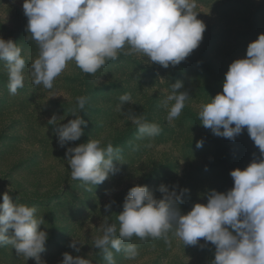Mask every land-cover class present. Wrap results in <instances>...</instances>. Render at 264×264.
I'll use <instances>...</instances> for the list:
<instances>
[{
	"label": "rangeland",
	"instance_id": "1",
	"mask_svg": "<svg viewBox=\"0 0 264 264\" xmlns=\"http://www.w3.org/2000/svg\"><path fill=\"white\" fill-rule=\"evenodd\" d=\"M23 0H0V37L11 38L22 49L25 59L24 86L15 95L8 90L5 64L0 61V194L5 192L13 202L37 209V217L45 220L40 230L48 239L40 258L46 264H60L62 253L106 264L93 240L100 235L99 226L105 216L116 222L122 211L127 191L145 185L159 199L158 186L165 184L188 189L179 205L187 213L193 204L207 202L209 190L226 192L233 187L230 171L243 170L259 149L246 128L234 140L215 136L202 126L197 114L202 103L222 92L228 66L245 58L247 45L264 34V0H198L197 19L206 30L199 46L180 64L163 68L147 58L120 55L108 61L95 75L83 73L75 62L54 81L52 90L34 86L28 69L38 55L34 41L26 40L27 17ZM204 50V53H200ZM177 80L183 82L191 99L181 115L168 122L167 109L161 101ZM131 94L134 104L126 102L122 112L146 116L160 125L154 138H138L135 124L126 113L117 111L119 97ZM57 97H51V96ZM85 96V108L79 113L87 123L78 141L64 147L57 142L59 124L72 119L69 110L75 98ZM56 114L66 116L58 125L48 124ZM68 115V116H67ZM90 138L109 141L121 149V161H113L119 170L103 183L86 191L82 182L73 180L65 158L68 147L86 143ZM202 140L201 147L196 142ZM114 201V203H113ZM2 203V195H0ZM111 204L109 212L104 206ZM11 231V230H9ZM78 240L80 252L68 245ZM139 256L128 260L124 253H114L116 264H210L214 245L203 239L199 246H184L176 238L168 247L163 240L133 237ZM0 264H35L25 261L10 245L0 247Z\"/></svg>",
	"mask_w": 264,
	"mask_h": 264
},
{
	"label": "clouds",
	"instance_id": "2",
	"mask_svg": "<svg viewBox=\"0 0 264 264\" xmlns=\"http://www.w3.org/2000/svg\"><path fill=\"white\" fill-rule=\"evenodd\" d=\"M27 17L26 40L34 41L38 55L28 69L34 86L52 90L54 81L66 70L70 61L83 73L95 75L108 61L120 55H138L163 68L176 66L195 50L203 39L206 25L197 19L198 0H23ZM0 61L7 70L8 90L15 95L24 86L26 62L21 47L11 38L0 37ZM183 82L177 80L161 101L167 109V121L177 119L191 99ZM51 97H57L55 95ZM69 110L72 119L59 124L64 116L53 114L48 124L58 125L57 142L64 147L78 141L86 121L79 113L87 98L78 96ZM117 111L127 115L136 125L138 138H154L162 129L129 110L122 112L126 102L134 104L131 94L119 97ZM68 116V115H67ZM197 118L203 127L218 137L234 140L246 128L259 158L243 169H233V187L226 192L209 190L205 204L195 203L187 213L179 205L188 189L161 184L157 199L145 185L131 187L124 198L116 222L105 216L99 226L100 235L93 247L102 254L106 264H116L114 253H124L128 260L139 256L133 237L141 241L161 239L168 247L176 238L184 246H199L203 239L214 245L210 264H264V34L247 45L245 58L228 66L222 92L200 105ZM202 140L196 142L201 147ZM65 158L71 178L82 182L86 191L103 183L119 170L113 161H121V149L109 141L90 138L86 143L68 147ZM0 203V247L10 245L25 261L46 264L40 258L48 239L40 230L45 220L37 217V209L13 202L7 192ZM114 203V201H113ZM111 204L104 206L109 212ZM11 230V231H9ZM78 240L68 247L80 252ZM189 264L190 257H186ZM60 264H92L80 255L62 253Z\"/></svg>",
	"mask_w": 264,
	"mask_h": 264
},
{
	"label": "trees",
	"instance_id": "3",
	"mask_svg": "<svg viewBox=\"0 0 264 264\" xmlns=\"http://www.w3.org/2000/svg\"><path fill=\"white\" fill-rule=\"evenodd\" d=\"M203 51H204V50H202V52H200V53H204Z\"/></svg>",
	"mask_w": 264,
	"mask_h": 264
}]
</instances>
